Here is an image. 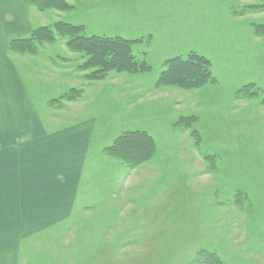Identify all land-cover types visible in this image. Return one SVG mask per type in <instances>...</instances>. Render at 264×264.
<instances>
[{"label":"rangeland","instance_id":"rangeland-1","mask_svg":"<svg viewBox=\"0 0 264 264\" xmlns=\"http://www.w3.org/2000/svg\"><path fill=\"white\" fill-rule=\"evenodd\" d=\"M26 1L32 30L7 52L24 85L31 70L26 86L49 135L78 132V176L64 185V220L28 239L17 264H264V105L261 94L235 95L248 84L264 91V43L253 30L264 10L251 8L261 2L64 0L72 8L60 11ZM58 22L81 26L86 37L149 39L134 54L150 70L88 81L82 57L57 36L33 43L32 53L10 49ZM190 52L220 84L157 86L164 61ZM72 90L80 96L66 101ZM129 132L153 140L151 157L135 168L107 151Z\"/></svg>","mask_w":264,"mask_h":264},{"label":"crops","instance_id":"crops-1","mask_svg":"<svg viewBox=\"0 0 264 264\" xmlns=\"http://www.w3.org/2000/svg\"><path fill=\"white\" fill-rule=\"evenodd\" d=\"M2 5L7 6L6 9H2ZM27 6L30 10L31 5L26 0H0V257L3 260L2 264L8 263L7 260L10 258L13 264H17V258L23 256V248L28 239L38 237L43 233L40 231L48 228L49 225L64 220L62 215L64 212L62 198L66 191L64 185L76 183L78 176V163L75 160L78 155L75 153L78 132L69 130L54 136L49 135L37 115L32 96L28 93L29 87L26 86L30 84L31 88L33 87L31 70L30 72L27 70L28 77L24 85L13 64V58L7 52L8 42L11 39L17 34L23 36L32 30V12L27 11ZM234 16L243 17L235 14ZM254 36L256 42L264 43V34L258 35L254 32ZM214 83L216 86L220 84L219 77L215 76ZM45 152L49 153V156L43 155ZM48 167H51V174L47 175ZM64 173H67L70 179L64 182L58 181L56 176L59 177ZM50 175L54 181L46 179V176ZM17 242H20L22 247L17 248Z\"/></svg>","mask_w":264,"mask_h":264},{"label":"trees","instance_id":"trees-1","mask_svg":"<svg viewBox=\"0 0 264 264\" xmlns=\"http://www.w3.org/2000/svg\"><path fill=\"white\" fill-rule=\"evenodd\" d=\"M38 1H36L38 7L41 6L42 8L48 6L60 11H69L72 8L64 0ZM256 1L261 2V4L254 5L251 8L264 10V0ZM253 28L256 34H264V25H254ZM55 36L64 40L65 47L69 51L82 57L83 61L78 68L82 72H86L84 73V78L88 81L104 79L110 73H145L150 70V66L146 61L134 54V50L137 54L140 52L138 50L140 45H148L149 39L128 40L120 37H86L81 26L64 22L55 23L51 27L40 28L38 31H34L27 39L13 40L10 44V49L19 52L17 47H20V52L32 53L33 43L51 41ZM210 82H214L210 71V63L196 53L190 52L185 57H174L165 60L156 85L193 91ZM255 89L256 86L254 84H248L241 87L235 95L255 96L261 94V104L264 105V91L260 90V93ZM79 96V91L72 90L67 92L64 99L66 101H75ZM181 121H185V119ZM188 123L191 125L190 121H185V125L183 124L184 129L189 128ZM195 134L192 129L191 136L194 137L196 143H199L198 136L195 137ZM153 149V140L147 134L129 132L116 138L112 145L107 148V151L109 155L127 163L130 168H135L149 160ZM204 160L209 164V169L212 170L214 166L213 163H209L210 158L206 156ZM209 259L204 263H209ZM209 264H220V262L215 258Z\"/></svg>","mask_w":264,"mask_h":264}]
</instances>
